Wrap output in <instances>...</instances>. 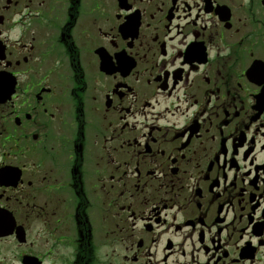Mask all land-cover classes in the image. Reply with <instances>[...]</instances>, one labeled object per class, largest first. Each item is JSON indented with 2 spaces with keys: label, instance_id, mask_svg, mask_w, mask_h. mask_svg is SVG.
<instances>
[{
  "label": "flooded vegetation",
  "instance_id": "flooded-vegetation-1",
  "mask_svg": "<svg viewBox=\"0 0 264 264\" xmlns=\"http://www.w3.org/2000/svg\"><path fill=\"white\" fill-rule=\"evenodd\" d=\"M0 264H264V0H0Z\"/></svg>",
  "mask_w": 264,
  "mask_h": 264
}]
</instances>
